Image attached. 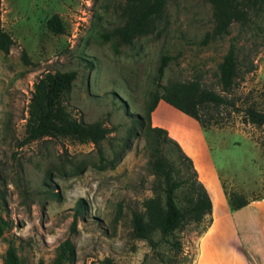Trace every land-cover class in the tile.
<instances>
[{
	"label": "rangeland",
	"instance_id": "1",
	"mask_svg": "<svg viewBox=\"0 0 264 264\" xmlns=\"http://www.w3.org/2000/svg\"><path fill=\"white\" fill-rule=\"evenodd\" d=\"M124 4L125 0H0V27L12 39L7 52L0 50V264L9 243L24 264H52L55 247L66 236L74 256L61 264L207 263L200 243L211 212L167 236L178 246L157 231L152 246L130 235L131 210L140 208L157 182L148 165L146 123L139 125L136 119L144 115L152 92L160 91L169 79L197 77L219 90L218 63L231 41L238 46L239 59L251 61L253 68L247 70L249 63H240L228 95H234L237 108L253 103L264 110V4L256 15L249 12L243 24L232 20L227 33L212 36L213 8L208 0H165L152 32L129 44L114 37L103 40L102 31L124 22ZM51 14L60 17L62 33L46 27ZM163 54L166 65L157 77ZM46 69L76 72L62 102L71 116L83 122L99 120L109 128L100 147L105 159L119 154L113 166L93 165L98 154L90 142L44 136L18 144L33 81ZM229 109L226 123L205 128L165 102L154 113L155 121L186 134L197 150L198 165L201 158L208 166L212 162L216 172L211 167L214 178L207 188L220 212V194L228 190L250 199L264 198V127L242 121L241 112ZM161 151L184 177L187 172L173 146L165 143ZM80 160L86 163L84 169L70 174L71 164ZM185 186L176 189L178 203L185 201ZM48 187L59 198L49 194ZM79 197L86 201V209L71 233L72 208ZM222 217L216 219L207 240L219 248L238 249L232 223L242 229V217L238 213ZM248 223L254 227L247 219V229ZM254 229L256 237L261 231ZM259 240L264 244V238Z\"/></svg>",
	"mask_w": 264,
	"mask_h": 264
},
{
	"label": "trees",
	"instance_id": "2",
	"mask_svg": "<svg viewBox=\"0 0 264 264\" xmlns=\"http://www.w3.org/2000/svg\"><path fill=\"white\" fill-rule=\"evenodd\" d=\"M212 5L213 27L211 35H221L228 32L232 20L243 24L248 20L250 13L256 15L262 9L264 0H208ZM165 0H125L122 12L124 22L104 30L99 35L103 40L109 37L129 44L133 38L152 32L155 23L161 16ZM46 27L54 33L64 31L63 23L57 14H51L46 20ZM12 39L0 27V50L7 52ZM113 49L116 50L115 44ZM238 46L229 42L221 61L218 63L217 82L219 90L204 84L199 78L192 77L184 80L169 79L160 85V91L152 92L149 102L145 106V113L136 119L139 125L144 122L145 134L149 137L151 147L148 165L150 172L157 182L152 184V194L141 201L140 208H133L130 212V235L133 238L143 239L150 246L155 244L152 238L157 231L162 239L178 246V241L167 240L175 229L185 222H199L204 214L211 212V199L204 185L196 176L191 158L182 150L179 143L171 138L166 130L150 124V112L158 99H162L182 113L194 118L202 127L219 125L227 122L228 111L235 109L241 112L242 121L255 126L264 127V110L253 103L243 108L235 106L234 95L228 93L232 90L240 63L253 68L251 61H244L238 57ZM21 57L28 61L22 51ZM167 56L161 55L156 67V75L160 77L166 65ZM76 72L73 69L42 71L33 81L29 95L24 119V134L18 144L49 137H68L77 142H90L98 154V162L93 165L98 168L113 166L119 154L110 159L102 156L101 141L109 133V128L99 120L83 122L67 111L62 102L63 95L69 90ZM165 143L171 144L176 151L177 159L183 163L187 174L178 175L170 159L161 151ZM85 161L71 164L70 174H78L85 167ZM47 179L48 176H47ZM185 187V201H176V189ZM46 191L59 198L57 191L48 187ZM226 200L230 209H236L248 202V198L236 190L225 191ZM215 207V203H214ZM86 201L79 197L72 208V218L69 231H76L75 222L78 216L84 217ZM74 256V246L69 236L64 237L55 247L52 264H61L66 259ZM3 264H24L15 252L14 246L9 243L4 254Z\"/></svg>",
	"mask_w": 264,
	"mask_h": 264
},
{
	"label": "crops",
	"instance_id": "3",
	"mask_svg": "<svg viewBox=\"0 0 264 264\" xmlns=\"http://www.w3.org/2000/svg\"><path fill=\"white\" fill-rule=\"evenodd\" d=\"M163 102L165 101L162 99H158L154 108L151 110L150 123L152 126H159V127L165 128V130L167 131V134H169L171 137H173L175 140L178 141V143L180 144L182 149L185 151V153H187V155L191 158L192 163L196 169L197 176L199 180L202 182V184L205 185L208 195L211 199L212 220H211L210 225L207 227L206 231L203 233L202 239H201L202 241L200 243L201 255L202 257H206L207 263L204 261L202 263L203 264H264V244H262L259 240L260 238L261 239L264 238V198H260V199L248 198L249 200L245 205L239 208H236V209H230L228 208L229 206L228 207L226 206V203H225L226 195L223 193V194H220L222 197V202H223L222 209H221L222 211L220 212V207L215 210L214 202L211 197V193L209 192V189L207 188V186L210 184L209 180L210 182H212L214 178V176L212 175L213 172L210 171V169L212 170V168L214 170V166L212 162H211V165L209 166L205 162L204 164L202 162V158L200 159L201 166L198 165L197 160L195 159V156H196L195 151L197 150L193 148V145L192 147L189 145L188 143L189 139L186 137V134H184V132L183 133L182 132L180 133L179 131L176 132L173 129L174 127L166 126L162 124L160 121L154 120V113L157 112L156 111L157 108L160 107ZM164 105L165 104H163L162 107H167ZM202 146L205 149V154L209 155V146L207 142L206 141L205 143L202 142ZM221 213L222 215H219ZM234 213H238L242 217L240 219L241 220L240 225H242V229L238 228L234 221L232 223V226H233L232 231L234 232L235 238L237 239L236 242L239 248L237 249L231 246H225V248H223V245L221 248H219L217 245H214V244L210 245L209 241L207 240V234L210 232L211 227L214 225L216 219L219 216L220 217L222 216L225 217V216H230V215L233 216ZM247 219L249 221L254 222V227L250 225V223H248V229L246 228L245 221ZM254 228H257L258 230L261 231V232L258 231V235H256V237H254L256 233V230ZM246 241L249 242V245L251 247L246 246V243H247Z\"/></svg>",
	"mask_w": 264,
	"mask_h": 264
}]
</instances>
